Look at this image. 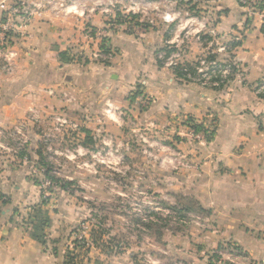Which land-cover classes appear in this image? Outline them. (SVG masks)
Returning <instances> with one entry per match:
<instances>
[{
    "label": "crops",
    "instance_id": "0c3cea01",
    "mask_svg": "<svg viewBox=\"0 0 264 264\" xmlns=\"http://www.w3.org/2000/svg\"><path fill=\"white\" fill-rule=\"evenodd\" d=\"M129 1L0 0V10L18 3L30 12L12 36L10 70L0 59V129L55 115L91 141L161 137L180 160L177 174H162L163 190L174 203L172 193L193 198L206 214L150 235L131 253L92 246L69 263L64 248L33 239L31 225L15 216L19 166L0 173L7 200L0 264H208L209 253L224 246L241 253L237 264H264V97L253 89L264 80V10L248 15L239 0ZM115 16L123 20L106 33L114 55L98 61L91 57L98 40L89 35ZM167 45L181 47L189 64L228 62L235 72L218 88L182 81L157 59ZM139 95L149 99L144 109ZM188 119L213 129L211 137L185 135ZM41 201L46 237L57 246L68 224Z\"/></svg>",
    "mask_w": 264,
    "mask_h": 264
},
{
    "label": "rangeland",
    "instance_id": "374dc122",
    "mask_svg": "<svg viewBox=\"0 0 264 264\" xmlns=\"http://www.w3.org/2000/svg\"><path fill=\"white\" fill-rule=\"evenodd\" d=\"M57 118L0 129V173L22 167L14 181L21 187L13 193L21 203L15 216L29 224L30 208L38 206L41 197L58 222L68 224L57 246L49 238L45 246L64 248L68 262L77 263L76 254L94 246L83 242L86 236L90 243L92 229L103 232L97 246L101 250L128 254L162 229L188 225L174 222L171 216L163 219L174 201L163 190L162 174H177L180 167L178 151L163 138L134 134L123 141L108 136L96 142L82 136L79 126L61 125Z\"/></svg>",
    "mask_w": 264,
    "mask_h": 264
},
{
    "label": "built area",
    "instance_id": "2783aa9c",
    "mask_svg": "<svg viewBox=\"0 0 264 264\" xmlns=\"http://www.w3.org/2000/svg\"><path fill=\"white\" fill-rule=\"evenodd\" d=\"M131 5L136 1L130 0ZM240 4L246 9L248 15L261 12L264 10V0H239ZM30 17V12L27 8L19 6L18 3L13 4L9 9L0 10V59L4 62L2 67L7 71L11 68L9 59L14 55L10 50L12 36L18 32L20 27L24 26ZM123 18L113 17L108 21L105 28L95 30L90 38L98 40V45L95 50L91 52V57L101 61L108 62L114 55L113 49L110 47L106 40V33L109 28L118 27ZM165 21H172L173 17L170 14L163 16ZM166 50H169L167 52ZM157 59L161 64L171 68L175 74L179 73L177 77L182 81L197 82L202 86L218 88L223 86L229 77L235 72V65L228 62H216L201 60L197 65H192L183 59L182 48L179 46L167 45V47L157 53ZM255 93L264 97V80L256 83L253 87ZM139 108L144 109L149 104V99L144 95L138 96ZM185 135L192 139L204 138L202 131L196 132L191 126L186 129ZM175 204V203H171ZM171 216L174 222L180 225H186L193 221H198L200 215L194 212H185L181 207L177 209H168L163 215V219ZM160 218V217H159ZM83 231L86 233V227L82 226ZM84 237V236H83ZM82 238V237H81ZM88 239L85 236L83 242ZM212 252V253H211ZM208 256L209 264H237L236 259L241 256V253L233 247H217L211 251ZM251 264V263H250ZM253 264V263H252Z\"/></svg>",
    "mask_w": 264,
    "mask_h": 264
},
{
    "label": "trees",
    "instance_id": "16d2710c",
    "mask_svg": "<svg viewBox=\"0 0 264 264\" xmlns=\"http://www.w3.org/2000/svg\"><path fill=\"white\" fill-rule=\"evenodd\" d=\"M167 52H169V50H166ZM62 56V54H61ZM159 61V60H158ZM159 63H161L159 61ZM179 73H176V75H178ZM187 124L189 126H191L196 132L202 131L204 133V138L205 139H209L211 137V135L213 134V129H209L207 127H205L202 123H196L194 121H192L191 119H188ZM176 202L175 204H170L169 208L170 209H177V207H181V209H183V211L185 212H194V213H198V214H206V211L199 205V203L194 200L191 197H186V196H182V195H176L173 194ZM1 199L3 198V195L0 194ZM46 199H42L41 204H45ZM5 203H7V200L3 199L1 200L0 206L4 205ZM33 213L28 215V218L30 219L29 224L31 225V237L35 240H37L38 242H40L41 244L45 245L47 242V237H46V233H45V228L47 227L48 223H49V217L47 215V212L44 211L41 207V205L39 206H34L32 208ZM91 234H90V238L91 241L88 244L94 245V246H99V242L100 240H102V231L100 230H95L92 229L91 230ZM86 243V241H84ZM68 262V260H67ZM209 264V263H208Z\"/></svg>",
    "mask_w": 264,
    "mask_h": 264
}]
</instances>
